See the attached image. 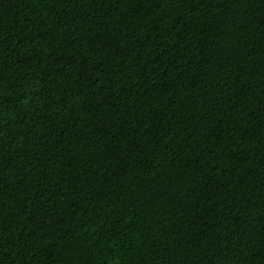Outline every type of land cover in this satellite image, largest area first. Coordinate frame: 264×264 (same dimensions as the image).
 Returning <instances> with one entry per match:
<instances>
[{"label":"trees","instance_id":"1","mask_svg":"<svg viewBox=\"0 0 264 264\" xmlns=\"http://www.w3.org/2000/svg\"><path fill=\"white\" fill-rule=\"evenodd\" d=\"M0 264H264V0H0Z\"/></svg>","mask_w":264,"mask_h":264}]
</instances>
